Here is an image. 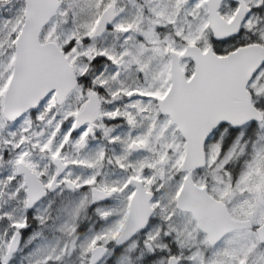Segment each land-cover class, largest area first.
<instances>
[{
	"label": "snow or ice",
	"instance_id": "6c2138e0",
	"mask_svg": "<svg viewBox=\"0 0 264 264\" xmlns=\"http://www.w3.org/2000/svg\"><path fill=\"white\" fill-rule=\"evenodd\" d=\"M0 264H264V0H0Z\"/></svg>",
	"mask_w": 264,
	"mask_h": 264
}]
</instances>
